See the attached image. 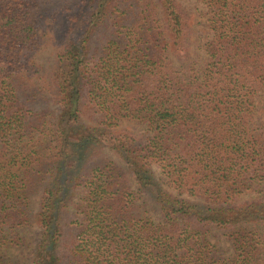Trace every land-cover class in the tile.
<instances>
[{"label":"trees","instance_id":"obj_1","mask_svg":"<svg viewBox=\"0 0 264 264\" xmlns=\"http://www.w3.org/2000/svg\"><path fill=\"white\" fill-rule=\"evenodd\" d=\"M0 264H264V0H0Z\"/></svg>","mask_w":264,"mask_h":264},{"label":"rangeland","instance_id":"obj_2","mask_svg":"<svg viewBox=\"0 0 264 264\" xmlns=\"http://www.w3.org/2000/svg\"><path fill=\"white\" fill-rule=\"evenodd\" d=\"M49 1V5H52V6H55L59 3L58 0L56 1H52V0H48ZM48 3V2H47ZM46 3V4H47ZM48 5V4H47ZM188 8H189V11L190 13L192 14V22L194 23V28L197 30V34L198 36H202L203 35V32H202V29L204 28L205 24L203 22V19H199L197 18L194 14V8L192 5H188ZM31 18L33 20L34 23L39 24V21L36 20V15L35 14H32L31 15ZM40 26V25H39ZM43 27V26H42ZM40 32H45L46 31V34H51L52 32V26H48L46 28H42L41 29V26H40ZM50 52V49L47 48H44L42 51H41V56L42 57H39L41 60L40 62L45 64L48 60H50V56L48 55V53ZM121 128H124V129H127L131 132H134L136 134H140L143 132L144 130V127L142 125H138L136 123H122L121 124ZM105 156L106 158L114 161L115 163H117L119 166H122V162L120 161V159L114 154V152H111L110 150H106V153H105ZM38 231L35 232V234L37 235ZM29 238H32V241L34 242L37 238L34 236V232H32L30 235H29ZM214 242L217 244L218 248L222 249V250H225V251H228V247H229V242L226 240L225 237L219 235V234H214ZM30 257V254L27 253V257H25V261H23L22 263H25L27 262V259Z\"/></svg>","mask_w":264,"mask_h":264}]
</instances>
